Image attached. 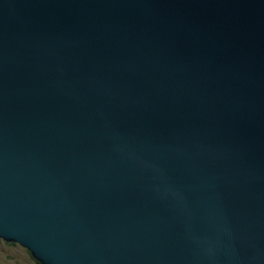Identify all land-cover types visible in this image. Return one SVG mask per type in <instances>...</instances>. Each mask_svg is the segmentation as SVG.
Listing matches in <instances>:
<instances>
[{
    "label": "water",
    "instance_id": "95a60500",
    "mask_svg": "<svg viewBox=\"0 0 264 264\" xmlns=\"http://www.w3.org/2000/svg\"><path fill=\"white\" fill-rule=\"evenodd\" d=\"M0 239L264 264V0H0Z\"/></svg>",
    "mask_w": 264,
    "mask_h": 264
},
{
    "label": "rangeland",
    "instance_id": "374dc122",
    "mask_svg": "<svg viewBox=\"0 0 264 264\" xmlns=\"http://www.w3.org/2000/svg\"><path fill=\"white\" fill-rule=\"evenodd\" d=\"M3 243L13 245L7 246ZM14 242H6L0 239V264H37L32 254L24 247Z\"/></svg>",
    "mask_w": 264,
    "mask_h": 264
},
{
    "label": "trees",
    "instance_id": "16d2710c",
    "mask_svg": "<svg viewBox=\"0 0 264 264\" xmlns=\"http://www.w3.org/2000/svg\"><path fill=\"white\" fill-rule=\"evenodd\" d=\"M3 240V239H2ZM3 241H5V240H3ZM8 243V242H7ZM3 244H5V245H7V246H13V245H9V244H6V243H3ZM15 246H17V244H14ZM19 245V244H18ZM36 263L37 264H40L38 261H36Z\"/></svg>",
    "mask_w": 264,
    "mask_h": 264
}]
</instances>
